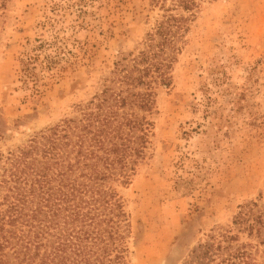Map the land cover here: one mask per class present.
<instances>
[{
  "label": "rangeland",
  "instance_id": "374dc122",
  "mask_svg": "<svg viewBox=\"0 0 264 264\" xmlns=\"http://www.w3.org/2000/svg\"><path fill=\"white\" fill-rule=\"evenodd\" d=\"M177 3L0 0V153L73 116L121 54L142 49L168 14L183 15L145 155L127 183L112 181L127 213L126 261L218 264L217 245L230 244L246 264H264V241L237 216L264 203V0ZM203 244L210 251L196 259Z\"/></svg>",
  "mask_w": 264,
  "mask_h": 264
},
{
  "label": "trees",
  "instance_id": "16d2710c",
  "mask_svg": "<svg viewBox=\"0 0 264 264\" xmlns=\"http://www.w3.org/2000/svg\"><path fill=\"white\" fill-rule=\"evenodd\" d=\"M194 3L178 0L177 6L189 11ZM185 19L168 14L142 49L114 61L100 90L73 116L0 153V264H127V213L112 181L127 183L145 155L156 87L171 83ZM35 68L23 64L34 87ZM2 127L0 119V135ZM241 208L237 216L248 233L264 241V203ZM211 245H201L195 258ZM216 248H222L218 264H246L243 249Z\"/></svg>",
  "mask_w": 264,
  "mask_h": 264
}]
</instances>
